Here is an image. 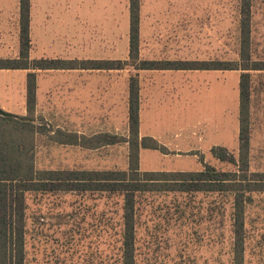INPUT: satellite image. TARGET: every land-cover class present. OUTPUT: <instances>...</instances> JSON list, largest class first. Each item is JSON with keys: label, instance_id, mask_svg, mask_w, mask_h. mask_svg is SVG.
Listing matches in <instances>:
<instances>
[{"label": "rangeland", "instance_id": "rangeland-1", "mask_svg": "<svg viewBox=\"0 0 264 264\" xmlns=\"http://www.w3.org/2000/svg\"><path fill=\"white\" fill-rule=\"evenodd\" d=\"M20 0H6L7 34L1 33L0 60L20 53ZM253 1L252 49L264 62V0ZM52 0V59L122 61L119 71H87V125L63 106L39 110L35 165L38 170H126L125 143L93 148L103 133L128 137L129 80L140 84V137L160 138V150L141 149L142 172H197L211 165L221 171L236 166L214 157L224 147L239 157L240 76L242 71H143L129 61V0ZM103 7V8H102ZM240 0H141L140 59L150 61H236L239 57ZM3 31V27H2ZM4 40L6 44L3 45ZM57 40V42H55ZM59 42V43H58ZM84 48V49H83ZM32 57V45L30 50ZM92 66V65H91ZM90 67V66H89ZM29 71L0 69V107L21 112ZM151 74L183 76L178 92L165 93L162 107H151L144 93ZM165 81V80H164ZM173 81V80H171ZM167 82V81H166ZM166 85V84H165ZM114 87L118 112L114 123L104 95ZM191 88V89H190ZM12 94H15L12 96ZM103 95L101 98L98 96ZM158 98L160 96H157ZM60 104V101H57ZM162 112L151 114L156 108ZM98 108V109H97ZM105 110V111H103ZM115 114V113H114ZM20 116V115H19ZM161 125H150L153 117ZM77 126V130L75 129ZM151 127V128H150ZM74 128L71 131L69 129ZM82 134L79 145L57 143L55 133ZM83 136V137H82ZM67 140V139H66ZM149 146L154 142L147 141ZM251 171H264V71L252 73ZM231 197L206 192H148L139 195L136 211L137 264H227ZM122 197L100 192H32L27 195L26 264H118L122 229ZM250 235L247 264H264V197H256L247 212Z\"/></svg>", "mask_w": 264, "mask_h": 264}, {"label": "trees", "instance_id": "trees-1", "mask_svg": "<svg viewBox=\"0 0 264 264\" xmlns=\"http://www.w3.org/2000/svg\"><path fill=\"white\" fill-rule=\"evenodd\" d=\"M20 53L16 59L0 60V69L29 71L26 82L27 115L19 116L0 108V264H26L27 195L32 192H100L122 197V229L118 264H137L136 211L139 195L148 192H206L231 197V225L227 264H247L250 235L247 212L256 197H264V171H251L252 73L264 71V62L252 49L253 1L240 0L239 57L236 61H150L140 59L141 0H129V61L140 70L242 71L240 76L239 157L235 159L224 147H215V158L236 166L235 171H221L211 165L197 172H142L141 149L160 150L151 137H140V84L129 80L128 137L103 133L96 136L93 148L128 145L126 170H38L35 145L40 135L36 124L35 69H56L55 61H33L31 50V0H20ZM92 65V66H91ZM96 69H123V62L97 61ZM62 66V64H61ZM60 67V66H59ZM57 143L79 145L78 134L57 130ZM67 139V140H66ZM154 144L149 146L147 141Z\"/></svg>", "mask_w": 264, "mask_h": 264}, {"label": "crops", "instance_id": "crops-1", "mask_svg": "<svg viewBox=\"0 0 264 264\" xmlns=\"http://www.w3.org/2000/svg\"><path fill=\"white\" fill-rule=\"evenodd\" d=\"M52 0H31V45H32V57L33 61H58L52 59L51 52L58 50L54 48V41L51 38L52 28L50 19L53 17L52 12L49 11L50 4ZM6 2V0H0V4ZM116 16L118 14V5L119 0H116ZM103 8V7H102ZM7 11L6 7L0 8V35L7 34ZM3 27V31H2ZM57 42V40H55ZM59 43V42H58ZM0 44L2 45V40L0 36ZM6 44L4 40L3 45ZM84 49V48H83ZM78 60H62V66H57L56 69H35L33 73H36V109L35 116L39 118V110L44 108H51L55 106H63L64 114L69 116H77L79 114V122H76L80 129L85 128L87 125V115H88V106L95 104L99 109H103L102 104H89V99L95 97L92 95V92L88 91L87 84V71H119V69H96L88 66V61ZM98 61V60H94ZM102 61V60H101ZM114 62V61H107ZM143 71H184V70H143ZM194 71V70H188ZM225 71V70H224ZM219 72V71H217ZM183 76H177L172 74H151L149 78L147 77L144 85V93L149 95L151 107L155 108L156 106L162 107L164 105L163 97L165 93L171 91L175 93L178 90L176 86H168L167 84L179 82L184 83ZM165 80V81H164ZM173 80V81H171ZM167 81V82H166ZM166 84V85H165ZM191 89V88H190ZM114 87L112 86L104 95L103 98L107 99L106 108L108 109V115L110 114L111 123H114V117L118 116V112L115 110L114 98L115 93ZM178 92V91H177ZM176 92V93H177ZM0 94L4 95L6 92H3V88L0 87ZM15 94H12V96ZM93 96V97H92ZM103 95H99L101 98ZM157 96H160L159 98ZM97 97V95H96ZM95 97V99H96ZM2 99L5 100V95L2 96ZM57 101H60V104H57ZM20 104L21 112L16 114L15 112H10L20 116L27 115V108L25 107V95L24 93L20 95ZM156 108L151 111L152 115L162 112L161 108ZM1 108V107H0ZM97 108V109H98ZM3 109V108H2ZM4 110V109H3ZM105 111V110H103ZM8 112V111H7ZM115 113V114H114ZM128 119V116H127ZM154 121L150 122V125H161V120L153 117ZM77 126L69 129L77 130ZM141 128V120H140ZM151 128V127H150ZM78 134H82L80 131H77ZM155 138H160V135H154ZM153 138V137H151ZM153 138V139H155ZM160 143V142H159Z\"/></svg>", "mask_w": 264, "mask_h": 264}]
</instances>
